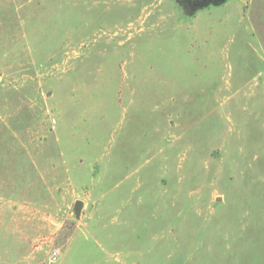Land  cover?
Returning a JSON list of instances; mask_svg holds the SVG:
<instances>
[{
	"label": "rangeland",
	"instance_id": "1",
	"mask_svg": "<svg viewBox=\"0 0 264 264\" xmlns=\"http://www.w3.org/2000/svg\"><path fill=\"white\" fill-rule=\"evenodd\" d=\"M0 264H264V0H0Z\"/></svg>",
	"mask_w": 264,
	"mask_h": 264
},
{
	"label": "water",
	"instance_id": "2",
	"mask_svg": "<svg viewBox=\"0 0 264 264\" xmlns=\"http://www.w3.org/2000/svg\"><path fill=\"white\" fill-rule=\"evenodd\" d=\"M190 3V6L196 7L200 5H206L210 2V0H186ZM84 202L82 200H78L75 204V212L77 216H80L82 208H83Z\"/></svg>",
	"mask_w": 264,
	"mask_h": 264
},
{
	"label": "built area",
	"instance_id": "3",
	"mask_svg": "<svg viewBox=\"0 0 264 264\" xmlns=\"http://www.w3.org/2000/svg\"><path fill=\"white\" fill-rule=\"evenodd\" d=\"M58 257V251L52 253V258L56 259Z\"/></svg>",
	"mask_w": 264,
	"mask_h": 264
}]
</instances>
